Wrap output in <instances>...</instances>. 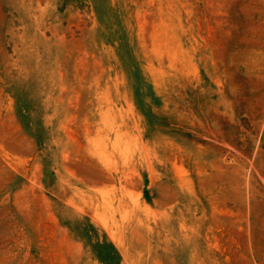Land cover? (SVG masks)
Returning <instances> with one entry per match:
<instances>
[{"label": "rangeland", "instance_id": "374dc122", "mask_svg": "<svg viewBox=\"0 0 264 264\" xmlns=\"http://www.w3.org/2000/svg\"><path fill=\"white\" fill-rule=\"evenodd\" d=\"M0 264H264V0H0Z\"/></svg>", "mask_w": 264, "mask_h": 264}]
</instances>
